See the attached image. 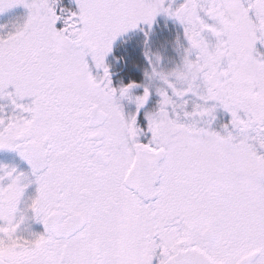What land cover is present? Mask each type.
<instances>
[{
	"label": "snow or ice",
	"instance_id": "6c2138e0",
	"mask_svg": "<svg viewBox=\"0 0 264 264\" xmlns=\"http://www.w3.org/2000/svg\"><path fill=\"white\" fill-rule=\"evenodd\" d=\"M0 264H264V0H0Z\"/></svg>",
	"mask_w": 264,
	"mask_h": 264
}]
</instances>
